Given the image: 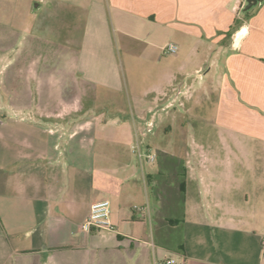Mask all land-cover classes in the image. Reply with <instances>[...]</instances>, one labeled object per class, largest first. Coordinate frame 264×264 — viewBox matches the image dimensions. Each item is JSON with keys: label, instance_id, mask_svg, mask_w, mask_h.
Returning <instances> with one entry per match:
<instances>
[{"label": "crops", "instance_id": "1", "mask_svg": "<svg viewBox=\"0 0 264 264\" xmlns=\"http://www.w3.org/2000/svg\"><path fill=\"white\" fill-rule=\"evenodd\" d=\"M255 4L249 12L247 0H23V30L27 16L65 10L80 28V45L61 68L38 64L40 53L23 43V103L10 109L0 101V264H155L168 256L182 264H264V239L239 214L203 208L224 181L211 170L222 163L209 166L182 139L184 252L165 247L173 227L157 222L161 201L148 181L155 173L132 149L138 143L148 154L145 137L163 120L164 130L176 123L183 138L199 90L209 98L217 92V121L227 130L264 139V0ZM170 42L177 51L163 54ZM6 50L0 46V55ZM147 55L169 61L154 71L162 81L137 92L123 70L129 57ZM62 74L74 90L64 100L54 95ZM240 100L260 112L245 108L249 125L236 128L230 114L237 112L225 115L223 105ZM64 121L74 123L69 132L57 126ZM102 199L110 201L114 229H83L91 204Z\"/></svg>", "mask_w": 264, "mask_h": 264}, {"label": "rangeland", "instance_id": "2", "mask_svg": "<svg viewBox=\"0 0 264 264\" xmlns=\"http://www.w3.org/2000/svg\"><path fill=\"white\" fill-rule=\"evenodd\" d=\"M256 6L257 4H253L244 11H254ZM66 13L62 10L53 15L52 10L39 11L27 16L23 30V0H0V46H7L4 54L0 55V101L7 108L15 109L17 106L14 103H23V43L26 42L28 49L40 53L37 57L38 64L48 67H66L77 52L80 45L78 37L80 28L71 25V18L66 16ZM131 45L130 48L133 50L141 48L133 42ZM120 59L127 58L120 56ZM168 61L167 55L129 57L127 67L123 70L124 80L133 83L137 92L148 89L163 80V76L155 74L154 71ZM63 76L60 75V79L56 80L59 86L54 95L64 100L72 97L74 90L70 78L67 75L66 78ZM32 92L35 101L38 97L34 86ZM205 92L199 90L196 93L200 102L198 106H194L184 122L183 138L179 136V127L175 125L176 123L171 130H164L168 126V122L164 120L160 129H153V132L147 134L145 138L150 144L149 153L154 155L155 159L148 162L144 156L145 168L150 174L157 173L156 152L160 148L185 158L184 150L180 154L181 139L184 144L186 143L184 149L195 151L198 159L205 161L209 166L212 167L213 161L219 160L222 163L220 167L211 170L219 172L224 181L213 187V202L209 204L204 202L203 208L207 209L210 206L218 213L235 211L237 215L239 214L236 219L245 220L250 232L255 231V237L264 239V139L249 134L248 131L227 130L217 121L219 111L217 92L211 98ZM111 95L107 93L106 97L113 98ZM118 97L126 100L127 94L123 93ZM37 107L41 110L51 108L50 105ZM67 107L60 106L61 112L63 108L67 110ZM245 108L260 112L258 106H249L247 102L240 100L235 104L226 102V105H223V113L227 115L236 111L235 116L230 114L232 115L230 122L236 128L243 127L244 123L249 125V121L244 120ZM253 111L250 120L252 131L256 128ZM56 123H61L57 126L68 129V132L74 125L73 122L67 121ZM228 131L232 136H227ZM152 183L154 184V181ZM192 203L190 202L191 205ZM191 216L190 219L195 220V216L193 214Z\"/></svg>", "mask_w": 264, "mask_h": 264}, {"label": "trees", "instance_id": "3", "mask_svg": "<svg viewBox=\"0 0 264 264\" xmlns=\"http://www.w3.org/2000/svg\"><path fill=\"white\" fill-rule=\"evenodd\" d=\"M258 1L262 2L263 0ZM156 158L158 171L149 177L148 181L151 193L161 201V206L156 214L157 222L161 225L163 221H166L173 227L164 236L165 247L178 254H183L181 229L186 179L184 162L180 157L163 150L156 152Z\"/></svg>", "mask_w": 264, "mask_h": 264}, {"label": "built area", "instance_id": "4", "mask_svg": "<svg viewBox=\"0 0 264 264\" xmlns=\"http://www.w3.org/2000/svg\"><path fill=\"white\" fill-rule=\"evenodd\" d=\"M161 51L163 54L175 53L177 51V45L172 42L167 43L164 46H162ZM152 125H153L152 120H148L146 122L147 130H150ZM132 149L133 152H136L139 157L146 156L145 158L148 162H152L155 159V156L150 153L143 154L139 150L138 143L134 144ZM133 208L138 209L137 206H134ZM109 216H110V201L108 199L95 201L91 204L89 214L81 226L85 230H91L92 228H100V229L104 228V229L113 230L114 226L112 225ZM261 243L264 246V241H262ZM155 264H182V263L177 259H175L174 257L168 256L160 260H157Z\"/></svg>", "mask_w": 264, "mask_h": 264}, {"label": "water", "instance_id": "5", "mask_svg": "<svg viewBox=\"0 0 264 264\" xmlns=\"http://www.w3.org/2000/svg\"><path fill=\"white\" fill-rule=\"evenodd\" d=\"M256 2H257V0H247V5L245 6V9L251 7Z\"/></svg>", "mask_w": 264, "mask_h": 264}]
</instances>
